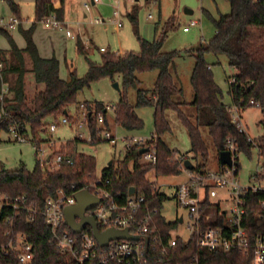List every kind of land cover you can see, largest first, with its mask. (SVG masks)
<instances>
[{
    "label": "trees",
    "instance_id": "trees-1",
    "mask_svg": "<svg viewBox=\"0 0 264 264\" xmlns=\"http://www.w3.org/2000/svg\"><path fill=\"white\" fill-rule=\"evenodd\" d=\"M65 0H33L34 20L28 29L17 27L18 33L24 40V49H19L10 35V32L0 28L9 46L7 53L0 51V134L9 133L12 126L18 127L25 138L29 135L38 139V131L46 126V120L57 118L65 113L69 105H76L77 97L91 83L102 78L121 83L119 101L114 107L115 124L127 132L138 131L143 123L137 117L135 110L139 108L153 109L154 137L157 161L154 166L140 163V149L133 148L125 153L122 161L113 163L101 171L102 187L116 197L118 204H125L129 196V189L133 188L136 196H144L145 205L149 210L156 211L154 215L155 231L163 243L170 238V232L176 223H168L161 216L164 194L152 195L146 174L151 169L159 177H172L181 174V162L186 159L171 151L162 142L160 137L170 131L164 117L167 110H173L186 129L190 141V153L200 156L202 161L207 160L208 154L201 138L199 128H206L212 139L217 155L226 151L227 143L235 146L237 153L249 154L255 148L258 156L263 160V171L258 178L264 180V131L256 140L250 142L247 135L234 123L228 112L230 106L240 111L249 106V102L260 104L264 115V4L263 0H227L229 14L221 15L212 20L214 36L208 43L200 45L190 53L194 59V66L190 75V87L193 98L190 103L195 110V125H192L180 110L183 96L182 88L175 83V59L178 52H161L166 39V32L146 41L139 36L136 27L137 7L134 5L128 17L134 25V34L139 42L138 52L124 54L105 53L101 55V63L94 64L87 61L85 75L78 78L73 70L69 71L68 79L59 77V61L52 56L43 59L33 41V33L37 24L51 14L59 21L63 20V4ZM11 15L21 19L19 7L13 0H6ZM157 32V26L155 27ZM77 51L85 55L86 50L80 39H75ZM207 53L223 55L227 58L228 66L236 70L233 82H228L230 106L223 104L222 92L215 84L209 65L204 56ZM25 56L31 63V72L37 85H42L30 103L24 94ZM14 62H9V61ZM87 60V58H86ZM157 71V76L151 91L139 89L140 82L137 74ZM13 76L14 79H9ZM117 78V79H115ZM3 85H7L5 94H2ZM136 90V101L131 105L127 99V91ZM90 114L88 122L92 128V136H96L95 119L99 115L104 117L106 110L100 103H85ZM91 104V105H90ZM93 106V107H92ZM264 130V121L262 122ZM29 131V132H28ZM79 142L75 139L68 142V151L73 160L72 166L62 165L56 170L49 171L37 161L35 167L29 171L21 165L15 170H6L0 166V193L11 199L25 197L27 208L34 211L13 213L11 210L0 212V246L8 243V236L4 233L11 228L15 234H23L33 248L32 264H76L71 259L61 256L51 241V235L44 224L40 212L44 210L46 200L56 199L58 192L70 195L72 187L76 190L86 184L93 183L95 177V159L92 156L75 152ZM236 164H237V159ZM193 166V165H192ZM203 166L192 167L190 173L197 175ZM238 170V165H237ZM107 181V183H105ZM117 195H119L117 197ZM254 197H258L254 195ZM260 197V196H259ZM256 212V208H249V219ZM140 215V214H139ZM6 218L9 219L7 223ZM12 224V225H11ZM12 226V227H11ZM252 229V228H250ZM255 229V228H254ZM252 229V230H254ZM250 234L255 233L248 228ZM257 231V229H256ZM196 236L188 242L176 238V247L167 251L165 258L159 250L150 256L152 261L159 257L165 258L170 264H192L197 258L198 264H250L249 252L230 251L207 252L197 246ZM13 258L4 257L0 250V264H10ZM116 264V263H110Z\"/></svg>",
    "mask_w": 264,
    "mask_h": 264
},
{
    "label": "rangeland",
    "instance_id": "rangeland-1",
    "mask_svg": "<svg viewBox=\"0 0 264 264\" xmlns=\"http://www.w3.org/2000/svg\"><path fill=\"white\" fill-rule=\"evenodd\" d=\"M56 1V0H52ZM19 6V15L23 21L22 28L31 24L34 20L33 2L31 0H13ZM88 0H67L65 8L69 20L68 27L74 33H83V43L86 48L85 55L80 54L75 46L74 39L77 38L72 32L74 39H67L65 51L60 60L59 77L62 80L68 79L69 71L73 70L78 78H82L88 67L87 61L94 64L101 63V55L105 53L124 54L127 52H138L139 42L134 34V25L131 23L128 14L133 6L123 0H102L100 4L85 8ZM136 27L139 36L146 41H152L157 38L162 31L166 32V39L162 45L161 52H178L180 56L175 59V73L173 78L183 91V96L179 102L183 115L188 121L195 125V110L190 103L193 93L190 87V75L194 66V59L190 53L195 51L200 45H204L214 36V27L212 20H217L221 15L229 14V4L227 0H140L137 5ZM71 10V12H70ZM189 10V14H184ZM118 15H115V13ZM11 14L6 0H0V17L6 19ZM151 15V19H148ZM96 20H103L104 23H96ZM190 21H196L197 25L190 28L188 33L182 31ZM120 23V27L115 24ZM115 23V24H114ZM157 26V32L155 27ZM11 35V34H10ZM7 41L0 36V49L7 45ZM102 49L104 51L100 52ZM209 65L213 80L222 92V102L230 105L231 101L228 95V82L236 75V70L228 66L227 58L223 55H213L207 53L204 56ZM14 62V61H9ZM1 63V61H0ZM2 69V67H1ZM140 81L139 89L151 91L157 76V71L145 72L136 75ZM9 79H14L9 76ZM117 79V78H115ZM118 83L121 91V83L118 80L114 82L109 78H102L90 84L77 97L76 105H69L63 115L56 119L46 120V126L42 131H38V139H33L31 135L27 137L26 142L20 143L12 138V134H0V166L6 170H15L23 165L31 171L37 161L49 171L56 170L51 165H46L44 160L48 157L53 158L55 154L62 153L70 155L68 151V142L78 139L82 134L83 140H80L75 146V152L89 155L95 159V177H101V171L109 162L117 165L122 161L124 153L125 138L148 139L154 135L153 109L139 108L135 110L137 117L142 121L143 126L138 131L127 132L115 124L113 109L119 101V91L113 88V84ZM43 89L42 85H37L31 72V63L25 56V74H24V94L27 102L30 103L34 96ZM7 85L3 86L4 94ZM127 99L131 105L136 101V90L127 91ZM100 103L106 110L104 121L99 122L95 119L97 129L96 136L92 143L86 142L92 132L90 124L86 125L83 114L88 112L85 103ZM83 104L85 109L80 105ZM91 105V104H90ZM93 107V106H92ZM113 108V109H112ZM65 116L68 120L67 125H58L56 131L50 134L47 126L53 122H60ZM164 117L169 125L170 131L164 133L160 139L168 149L176 154L183 156L194 167L203 166L200 173L217 172L223 167L219 165L218 155L213 145L212 139L206 128H199L201 138L207 149V160L202 161L200 156H194L190 153V141L186 129L181 124L178 115L173 110H167ZM240 126L242 131L252 141H256L263 134L264 115L256 107H249L239 112ZM97 118V117H96ZM85 125H80L81 123ZM87 126V127H86ZM89 128V129H88ZM108 131L115 138V144H111L103 137V132ZM29 132V131H28ZM263 160L258 156L257 150L253 148L249 154L238 153V170L236 178L240 185L245 187L249 185L250 176L262 165ZM184 168L179 176L159 177L151 169L146 174L147 181L155 177L160 185V192L166 196V201L162 205L161 216L168 223H176V227L170 232L173 238H180L187 241L190 231L186 228L189 222L187 211L176 205L173 197L172 186L184 184L188 180V174ZM222 196L212 200L213 204L219 203ZM221 207L228 209V203H221ZM181 222V224L179 223Z\"/></svg>",
    "mask_w": 264,
    "mask_h": 264
},
{
    "label": "built area",
    "instance_id": "built-area-1",
    "mask_svg": "<svg viewBox=\"0 0 264 264\" xmlns=\"http://www.w3.org/2000/svg\"><path fill=\"white\" fill-rule=\"evenodd\" d=\"M101 1L88 0V4H85L86 10L89 9L90 5H98ZM123 1L134 6L140 0ZM115 15H118V13L116 12ZM148 19H151V15H148ZM95 22L98 24L104 23L103 20H96ZM21 23V19H16L12 15L6 19L0 17V28L9 32L17 29ZM39 24L48 29L64 31L67 37L74 39L71 32L64 29L62 21L57 20L54 14L49 15ZM115 25L117 27L121 26L119 22ZM196 25V21H190L186 27L182 28V31L188 33L190 28ZM100 51L104 52L102 49ZM1 67L2 64L0 63V70ZM233 81V78L229 80L230 83ZM2 94H4L3 87ZM248 104L249 106L260 108V104L253 101ZM80 107L85 109L83 104ZM228 112L232 121L238 123L241 129L240 110L235 106H230ZM89 116L88 112H84L83 120L86 125L88 124ZM96 121L103 122V116L99 115ZM85 123L82 122L80 125H85ZM60 124H69L65 116L62 117L60 122L49 124L47 126L48 132L53 134ZM10 133L13 140L17 142L24 143L27 140L16 126H12ZM103 137L111 144H115V138L112 137L110 132L104 131ZM92 139L93 136L90 134L86 142L92 143ZM125 139L124 153L139 147L140 151L146 150L143 154H140V163L155 165L157 157L153 144L155 141L154 136L148 139ZM78 140H83L82 134L78 135ZM248 140L252 142L251 139L248 138ZM226 147V152L230 154L232 161L236 163L235 159H237L238 153L235 146L227 143ZM183 161V159H180L182 169ZM44 163L45 166L49 164L57 169L62 165L72 166L73 160L67 154L57 153L53 158L48 157L44 160ZM262 171L263 167L261 165L250 176V183L245 187H242L236 178L237 164L231 168L225 166L217 172L199 173L197 175L188 171V181L172 187L176 205L187 211L189 219L186 228L190 231V236L184 242H188L195 235L197 246L202 250L223 253L233 250L244 253L249 252L251 255L250 264H264V180L258 178ZM148 182L152 195L163 194L160 192L161 187L155 177L149 179ZM84 190L98 199L97 205L86 211L84 216L94 219L99 232L107 229L119 231L128 229L130 235L140 237L141 240L111 241L105 247H101L93 238L91 229L88 226L81 233L74 234L64 223L63 210L68 206L75 205L74 195ZM254 195L258 197H254ZM219 196H222L219 203L213 204L212 200ZM25 201V197L11 199L7 195L0 193V212L2 210H11L14 214L18 212L34 213L33 210L27 208ZM145 201L144 196H136L134 193V195L128 196L125 204L120 205L116 197L102 187V179L99 178L79 190L72 187L70 195H65L61 191L58 192L56 199L49 198L46 200L44 210L40 214L49 230L51 241L59 254L71 259L76 264H170L165 258L167 257V251L176 247V238L170 236L166 243H163L160 236L155 234L153 217L156 211L149 210L145 205ZM221 203H228L229 208L221 207ZM250 207L256 208L251 220L248 214ZM6 221L9 223L10 220L6 218ZM78 221L76 219V222ZM248 228L253 232L255 231V233L250 234ZM250 228L255 229L252 230ZM4 235L8 236L9 240L6 245L0 246V250L4 257L13 258V262L10 264H32L33 248L26 237L23 234L13 233L11 228ZM157 250L165 258L159 257L152 261L150 256ZM192 264H198L197 258L192 260Z\"/></svg>",
    "mask_w": 264,
    "mask_h": 264
},
{
    "label": "water",
    "instance_id": "water-1",
    "mask_svg": "<svg viewBox=\"0 0 264 264\" xmlns=\"http://www.w3.org/2000/svg\"><path fill=\"white\" fill-rule=\"evenodd\" d=\"M185 14H189V10L184 11ZM113 88L119 91L118 83L113 84ZM146 150H141L140 154H143ZM218 162L221 167L231 168L236 163H234L231 159V156L228 152H221L218 155ZM112 162H109L107 166H111ZM192 165L189 161H185L184 168L186 170H191ZM134 189H129V196L134 195ZM74 199L76 201L75 205L68 206L64 208V223L74 234H79L83 229L87 226L91 229L92 236L96 240V242L101 247H105L111 241L117 240H129V241H140L141 238L137 236H132L129 234L128 229L123 231H119L116 229H107L103 232H99L97 229V225L93 218L84 216V213L91 208L95 207L98 203V199L91 195L88 191L84 190L78 192L74 195ZM76 219L79 221L76 222Z\"/></svg>",
    "mask_w": 264,
    "mask_h": 264
},
{
    "label": "crops",
    "instance_id": "crops-1",
    "mask_svg": "<svg viewBox=\"0 0 264 264\" xmlns=\"http://www.w3.org/2000/svg\"><path fill=\"white\" fill-rule=\"evenodd\" d=\"M31 1L33 2V0H31ZM66 1L67 0H65L64 4H63L64 14H63L62 23L64 25L65 30L72 32L71 29L68 27L69 20H68L67 15H66L67 14L66 8H65V6H66L65 2ZM145 1L148 2L149 0H145ZM33 9H34V2H33ZM70 12H71V10H70ZM9 15L11 16V14H9ZM22 24H23V21L20 25L21 27H22ZM30 25L31 24L26 25L25 28H23V29H25V30L28 29L30 27ZM72 33L74 35H76L78 39H80L82 45L84 46V48H86V46L82 40L83 33L82 34H80L78 32L77 33L72 32ZM10 34H11V37L13 38L14 42L16 43L17 47L21 50L24 49V47H25L24 40L21 37V35L18 33L17 29L11 30ZM68 38L69 37L66 36L64 31H58L55 29H48V28H45L44 26H42L41 24H37L35 31L33 33V41H34L35 46L38 50L39 56L43 59H49L52 56H55V58L59 61V65H60V60L63 56L64 51H65L64 49L66 47V42H67ZM74 41H75V39H74ZM8 50H9L8 44L0 49V51H3L5 53H7ZM228 106H230V105H228ZM186 171L188 172V170H186ZM176 186H178V185H176ZM172 187H174V186H172ZM179 223L181 224V222H179Z\"/></svg>",
    "mask_w": 264,
    "mask_h": 264
}]
</instances>
